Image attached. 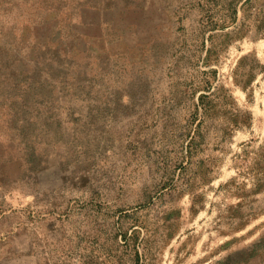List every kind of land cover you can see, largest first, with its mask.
Returning a JSON list of instances; mask_svg holds the SVG:
<instances>
[{
  "label": "rangeland",
  "instance_id": "obj_1",
  "mask_svg": "<svg viewBox=\"0 0 264 264\" xmlns=\"http://www.w3.org/2000/svg\"><path fill=\"white\" fill-rule=\"evenodd\" d=\"M264 0H0V264H264Z\"/></svg>",
  "mask_w": 264,
  "mask_h": 264
},
{
  "label": "trees",
  "instance_id": "obj_2",
  "mask_svg": "<svg viewBox=\"0 0 264 264\" xmlns=\"http://www.w3.org/2000/svg\"><path fill=\"white\" fill-rule=\"evenodd\" d=\"M264 69H262V71H263Z\"/></svg>",
  "mask_w": 264,
  "mask_h": 264
}]
</instances>
